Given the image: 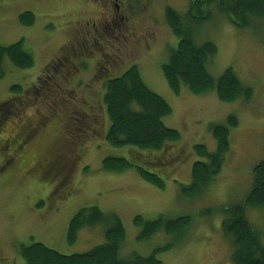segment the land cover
Instances as JSON below:
<instances>
[{
  "label": "rangeland",
  "instance_id": "1",
  "mask_svg": "<svg viewBox=\"0 0 264 264\" xmlns=\"http://www.w3.org/2000/svg\"><path fill=\"white\" fill-rule=\"evenodd\" d=\"M115 2L118 13L109 0H0V44L22 39L34 58L29 68L6 60L0 77V149L9 148L8 155L0 151V264H26L18 249L32 242L64 255L102 244V223L81 228L73 243L67 240L71 218L91 206L121 219L126 232L122 258L137 254L154 255L159 264H232L221 210L245 200L253 167L264 160V19L250 18L241 27L212 5L209 19L195 29L198 42L217 47L207 64L212 77L231 68L251 90L248 98L226 102L214 90L195 94L182 86L174 93L162 73L178 44L166 9L184 14L190 0ZM23 11L34 14L32 24H21ZM132 65L171 107L163 122L179 138L163 150L114 147L106 141L104 80ZM12 85L19 92L11 91ZM71 110L75 117L66 121ZM230 115L238 123L230 129L220 172L200 194H190L185 186L192 165L205 160L194 146L216 151L211 127ZM26 127L37 131L23 144ZM107 157H123L134 166L106 170ZM51 163L64 172L54 173V168L42 176ZM135 165L161 178L163 188L144 180ZM245 214L264 246V207H246ZM182 216L189 217L184 228L138 237L144 221ZM137 217L142 219L138 225Z\"/></svg>",
  "mask_w": 264,
  "mask_h": 264
},
{
  "label": "trees",
  "instance_id": "2",
  "mask_svg": "<svg viewBox=\"0 0 264 264\" xmlns=\"http://www.w3.org/2000/svg\"><path fill=\"white\" fill-rule=\"evenodd\" d=\"M214 5L228 16L233 24L246 27L252 20L264 19V0H190L188 10L181 14L172 8L166 9V23L178 37V44L171 49L167 60L162 64V73L168 86L178 93L182 86L195 94L214 90L222 101L231 102L239 97L248 98L250 88L244 86L231 68L214 78L207 64L215 55L217 47L211 41L198 42L195 29L211 16L210 7ZM21 24L30 25L35 16L30 11L19 15ZM23 40L0 44V77L4 74V63L8 60L18 68H29L34 58L23 47ZM102 102L109 118L106 141L110 146H134L138 150L159 151L179 138V133L164 125L163 118L171 113V107L160 95L152 91L143 81L139 68L130 66L117 77L104 80ZM11 91L19 92L17 85ZM237 118L230 115L226 123L211 127L217 149L209 152L204 145L194 146L195 152L204 157L191 168V182L185 186L190 194H200L221 170L224 155L229 150L230 129L237 126ZM166 147V148H167ZM134 166L123 157H107L103 160L106 170L120 171ZM141 177L163 188V181L156 174L148 172L143 166L135 165ZM264 207V160L252 170V186L245 200L238 205L223 208L222 231L230 240L232 264H264V246L260 233L248 221L245 208ZM188 216L178 218L158 217L144 221L140 239L150 237L155 232L171 233L184 228ZM142 219H135L138 225ZM105 224V242L84 253L61 254L40 242L20 245L18 253L26 264H159L154 255H133L122 258L119 250L125 238L121 219L114 213H106L96 206L81 208L70 220L67 240L73 243L78 231L83 227Z\"/></svg>",
  "mask_w": 264,
  "mask_h": 264
},
{
  "label": "flooded vegetation",
  "instance_id": "3",
  "mask_svg": "<svg viewBox=\"0 0 264 264\" xmlns=\"http://www.w3.org/2000/svg\"><path fill=\"white\" fill-rule=\"evenodd\" d=\"M110 2H113V6H115V10L117 11V13H118V5L116 4V0H109ZM74 112H75V110H71V114H68V116H66L65 117V119H66V121L68 120V119H72L73 117H75V115H74ZM0 118H3V116H1L0 115ZM67 125V124H66ZM35 129H33V127H26L25 129H24V134H25V138L26 139H21V141L23 142V144H26L27 143V140H28V138L29 137H31L32 135H34V134H36V131H37V128L36 127H34ZM14 144H15V142H14ZM68 146L70 147V145H69V143H68ZM8 146L7 145H3L2 146V148L0 149V151L2 152V154H7L8 155ZM53 163H51L47 168H46V170H43V175L42 176H46V175H48V173L49 172H51V171H54V168H57V170H55V172L54 173H60L63 169L60 167V166H55V167H51V165H52ZM64 165V167H65V170H67V163H65V164H63ZM63 172H64V170H63ZM62 193V192H61ZM60 193V195H58V197H57V199L58 200H61V197H62V194ZM71 194V193H70ZM69 194V195H70ZM62 201V200H61Z\"/></svg>",
  "mask_w": 264,
  "mask_h": 264
}]
</instances>
